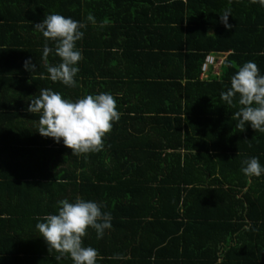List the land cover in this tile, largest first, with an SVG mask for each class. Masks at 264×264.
Listing matches in <instances>:
<instances>
[{"label":"trees","instance_id":"16d2710c","mask_svg":"<svg viewBox=\"0 0 264 264\" xmlns=\"http://www.w3.org/2000/svg\"><path fill=\"white\" fill-rule=\"evenodd\" d=\"M244 4L0 0V264H74L57 260L36 224L77 197L112 217L97 263L264 264V174L242 172L251 157L264 166V133L236 126L239 95L234 106L221 98L244 63L264 75V6ZM222 6L231 29L220 22ZM53 13L87 23L75 87L41 79L61 61L54 52L43 58L46 40L33 25ZM229 51L221 73L202 80L206 56ZM44 88L72 101L115 97L121 118L102 151L72 154L39 134L41 114L27 108Z\"/></svg>","mask_w":264,"mask_h":264},{"label":"clouds","instance_id":"9594fccd","mask_svg":"<svg viewBox=\"0 0 264 264\" xmlns=\"http://www.w3.org/2000/svg\"><path fill=\"white\" fill-rule=\"evenodd\" d=\"M257 2L264 6V0H251V3ZM219 16L226 29L233 27L228 23L231 8L225 9ZM86 20L96 24L91 13ZM106 23L107 21H104L100 26L103 27ZM33 26L46 40L43 58L46 60L48 55L54 52L61 61L56 65H47L48 76L42 74L41 79L75 87V77L79 72L77 64L83 59L77 42L83 38L82 29L87 27V23L53 13ZM47 41H52L54 48L49 47ZM210 54L222 58V55ZM24 67L32 72L37 66L28 59L24 62ZM237 95L241 107L233 117L238 120L236 126L244 131L245 125L250 124L255 131L264 133V75H260L255 62L248 61L238 67L231 77L230 88L221 92L222 100L229 106H234V98ZM27 111L41 114L38 129L41 136L53 138L57 143L63 140V144L72 150V154L102 151L106 134L112 131L114 122L121 118L117 101L109 92L90 94L72 101L65 99L60 92L44 88L40 90L38 97L31 100ZM242 164V172L247 177H260L264 174V166H261L257 157L245 159ZM58 204V214L38 218L43 222L36 224L40 236L47 242L49 251L55 250L60 254L56 257L57 260L68 256L74 264H97V260L103 257L97 249L85 246L83 238L89 228L95 230L98 239L103 238L105 230L112 227L111 214L102 211L103 205L79 197L74 202L64 199ZM114 258L122 257L117 254Z\"/></svg>","mask_w":264,"mask_h":264},{"label":"crops","instance_id":"0c3cea01","mask_svg":"<svg viewBox=\"0 0 264 264\" xmlns=\"http://www.w3.org/2000/svg\"><path fill=\"white\" fill-rule=\"evenodd\" d=\"M221 1V0H220ZM241 1H244L245 2V4L243 5V7H245V8H250L251 6H252V4H255V3H251V0H241ZM218 3H219V0H218ZM223 3V2H222ZM257 4H255L254 6H256ZM194 7H196V8H199V6L196 4V6H194ZM213 7V6H212ZM226 6H222L221 8H225ZM226 9V8H225ZM242 11H249L248 9H242ZM218 18H219V16H218ZM210 25V24H209ZM222 53V54H221ZM232 52L231 51H229V52H220L218 55H222V59H223V61H225L226 59H227V57L229 56V54H231ZM221 69H222V65L221 66H218V65H216V66H211L210 67V70H209V72H208V76L210 77V75H212V74H214V75H216L217 74V71L219 70V71H221ZM201 79L202 80H205L203 77H202V75H201ZM210 153H212V152H210ZM89 230H90V228H89ZM89 232H91V231H88L87 233H88V236H89V239L90 238H92V235H91V233H89ZM94 235H95V237H94V239L93 240H91V242L89 243V245L91 246V247H93V248H95V249H97V250H99V249H102V246H104L103 244H102V240L103 239H98L97 238V234H96V232L94 233ZM110 234L109 233H107V236H109ZM43 243H45V240H43L42 241ZM108 246V243H106V247ZM101 247V248H100ZM113 248H114V251H119L120 249H121V246H120V243L119 242H117V243H115L113 246H112ZM52 251H55V250H52ZM56 253H58V252H56ZM97 264H100V263H97Z\"/></svg>","mask_w":264,"mask_h":264},{"label":"built area","instance_id":"2783aa9c","mask_svg":"<svg viewBox=\"0 0 264 264\" xmlns=\"http://www.w3.org/2000/svg\"><path fill=\"white\" fill-rule=\"evenodd\" d=\"M223 63V59L217 57L216 55L209 54L206 56L204 63L202 65V77L203 78H208V72L210 70L211 66H221ZM217 74H219V70L217 71Z\"/></svg>","mask_w":264,"mask_h":264}]
</instances>
